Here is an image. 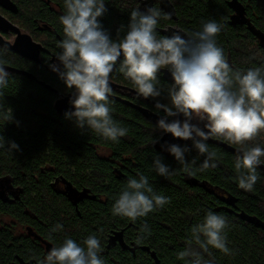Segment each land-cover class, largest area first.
<instances>
[{"label": "trees", "instance_id": "obj_1", "mask_svg": "<svg viewBox=\"0 0 264 264\" xmlns=\"http://www.w3.org/2000/svg\"><path fill=\"white\" fill-rule=\"evenodd\" d=\"M36 1L18 0L19 12L33 13ZM115 1L116 5L105 0L108 11L99 20L111 38L119 40L128 30L127 6L133 1ZM172 1L178 17L175 23L190 33L202 30L203 24L210 20L222 25L215 37L216 43L224 50L234 71L264 65V47L257 44L250 29L253 25L264 31V0ZM125 3V9L120 7ZM235 3L243 8L245 18L231 23L230 13ZM156 33L157 38L166 36L158 30ZM0 59L6 65L31 72L38 79L6 70L10 74L8 85L0 89L4 94V107L0 112L10 107L13 113L11 123H6L0 115V135L19 146V150L12 153L0 149V177L10 178L18 193L12 202L0 198V217L9 215L16 223L30 225L40 238L42 236L49 250L59 247L65 238L84 246L83 241L95 234L100 240V256L105 264H185L184 260L177 259V254L192 239L191 228L203 223L207 212L212 211L226 218L227 246L234 254L225 255L209 246L211 256L203 253L204 258L212 260L213 264H264L263 169L257 168L259 179L253 191H245L238 186L235 169L238 154L207 141L209 151L217 154V167L200 171L206 154L200 155L190 140L179 144L190 149L185 159L195 175L189 176L168 151L155 147L153 141L163 133L156 128L158 120H151L137 108L109 98L113 120L128 129V133L120 137L118 143L107 140L87 128H78L74 118L69 119L56 110L57 93L39 80L63 90L65 83L57 72L1 47ZM119 66L120 63L111 73L112 78L135 87L118 71ZM158 79L161 96L155 100L170 103L168 90L174 81L167 80L162 70ZM135 100L147 104L144 98ZM255 145L264 148V131L249 142V146ZM156 156L174 170L172 175L162 177L156 173L153 168ZM193 158L194 164L191 163ZM261 159L264 161V157ZM56 174L79 188L84 187L91 198L80 202L77 210L64 194L55 192L49 184ZM141 174L148 178L154 192L170 198L171 202L136 221L113 215L112 206L128 180L138 179ZM190 177L205 183L206 187L189 183ZM144 223L149 226L150 234L141 233ZM56 224L63 228L51 232L50 238ZM117 229L126 234L127 246H131L128 240L133 241L136 254L127 249L129 247L122 249L121 245L107 248L108 234ZM141 236L143 239L137 243ZM40 238L18 235L12 227L0 223V264H17L21 260L37 264L44 256ZM192 246L200 250L194 241Z\"/></svg>", "mask_w": 264, "mask_h": 264}, {"label": "clouds", "instance_id": "obj_2", "mask_svg": "<svg viewBox=\"0 0 264 264\" xmlns=\"http://www.w3.org/2000/svg\"><path fill=\"white\" fill-rule=\"evenodd\" d=\"M65 9L66 13L60 17L64 39L58 42L61 51L56 55L62 69L56 64L50 67L59 74L67 89H74L69 101L74 111L66 112L67 118H74L80 129L87 128L118 143L120 137L127 135L128 129L113 120L109 107L112 95L109 82L117 62L120 61L118 71L133 83L138 95L144 99L161 96L158 77L162 69H167L174 84L168 90L170 103L159 100L155 103V112L163 110L165 114L157 121L156 128L174 138L191 140L200 155L206 154L200 171L217 167V154L209 151V139L237 145L238 186L253 191L259 179L257 168L264 163L261 159L264 148L249 146V142L264 131V65L234 71L224 50L217 46L215 37L222 25L214 20L187 36L173 32L170 36L157 38L156 26L161 11L155 7H147L144 11L136 8L130 13L126 34L122 39L113 40L98 19L108 11L105 0H65ZM170 16L171 13H167L164 18ZM4 65L5 61L0 59V89L7 87L10 75ZM3 99L4 94L0 91V109L4 107ZM0 115L6 123L13 122L10 107ZM181 115L183 120L176 118ZM169 117L176 119L167 122ZM193 120L206 122L204 128L192 123ZM0 149L12 153L19 150V146L0 135ZM166 150L183 166L185 173L195 175L185 159V153L190 150L187 146L171 144ZM191 163H195V158ZM153 168L162 177H168L174 171L163 164L159 156L154 158ZM170 202V198L154 192L148 178L141 174L138 179L128 180L111 211L113 215L136 221ZM227 227L224 216L208 211L203 223L191 228L192 239L177 254V259L184 260L185 264H213L203 255L211 256L209 246L225 255H233V250L227 246ZM62 228L61 224H56L50 231V238L51 232ZM140 231L150 234L147 223ZM142 239V236L138 237L137 243ZM193 241L200 250L192 246ZM83 245L65 238L43 260H37V264H105L100 256V240L95 234L89 235Z\"/></svg>", "mask_w": 264, "mask_h": 264}, {"label": "flooded vegetation", "instance_id": "obj_3", "mask_svg": "<svg viewBox=\"0 0 264 264\" xmlns=\"http://www.w3.org/2000/svg\"><path fill=\"white\" fill-rule=\"evenodd\" d=\"M11 1L15 4L14 9L7 8L0 3V15H2L6 20L3 23L4 27L0 28V39L9 44H13L19 35L18 31L16 30V28H18L21 31V33L29 35L35 43L40 44V47H38L39 61L35 60L34 58L26 57L19 52H16L8 47H5L4 44H2L1 42H0V47L10 52L16 53L22 56L23 58L30 60L38 65H42L48 71L54 72L50 67V65L53 64L60 66L62 69V65H60V62L57 60L56 55L57 53H59L58 50L59 48L57 47V44L58 42L64 39L63 25L60 22V17L66 13L65 0H37L36 7L33 13H29V14H27L26 12L23 13L19 12V6L17 2L18 0H11ZM132 1L133 2H131V5L129 4L127 6L128 7L127 12L129 13H131V11L136 8H139L141 11H144L147 7H155L161 11V16L158 20L156 30L162 32L166 36L172 35L173 32H180L181 35H185V36H187V34L190 33L187 30H185L182 26L175 23V21L178 20V17L174 2L172 0H132ZM108 3L116 5L117 2L115 0H109ZM120 7L125 9L126 3L120 5ZM234 7L235 9L232 11V13H230L231 23L243 21V18H245V13L243 11V8L237 3H235ZM167 13H171V16L170 18L165 19L164 16ZM250 29L253 32L254 37L257 39V44L264 47V31L257 29L253 25H251ZM53 58L55 59L53 60ZM122 59L123 57L121 56L120 60ZM118 63H120V61L117 62L116 67ZM116 67L114 68L113 72L116 70ZM163 70L164 69H162V74H163ZM109 83L112 88V95L109 98L116 99L122 102H124L123 100H128L134 104L147 107L149 110L155 112V108H154L156 103L155 99L150 97L148 99H145L147 104H142L141 102H137L135 100L137 97L143 98L142 96L138 95L135 87L128 86L124 82H120L112 78V76L110 78ZM54 88L56 89L55 92L58 95L56 99L68 95H71L70 99L72 98V93L74 89L69 90L67 89L66 85L63 87V90H59L57 87ZM69 101L68 103L70 104ZM158 114L162 116L165 115L163 110H161ZM169 118L176 119L178 117L176 118L169 117ZM192 123L198 124L199 126H203L205 122L198 123L193 120ZM163 134L164 133H162L161 136ZM49 184L51 185L52 189L55 192L64 194L72 203H73V194H71L68 190L69 185H71L72 187L76 188L79 191H83L84 189V187L79 188L76 184H74L72 181H69L61 174L54 175L52 179L49 181ZM16 190L17 189L12 183L10 178L0 177V198H2L4 201L12 202L18 196ZM86 198H91V197L90 196L84 197L83 199L78 201V204L80 202H83ZM78 204L76 206L73 203V205L77 210H78ZM0 223L3 224L5 223L9 227H12L15 233L18 235L27 234V236L29 237L40 238V235L36 234V232L32 229L30 225L16 223L15 220L9 215L1 216ZM112 233L113 231H111L107 236L108 243ZM123 237H124V242L116 240L115 243L112 244L111 246H117V245L124 246L122 247V249H126L127 247H129L127 246V237L125 233L123 234ZM128 241L130 242L131 246L127 249L131 250L134 254H136V247L133 245V241L132 240H128ZM40 243L44 248V256H43L44 259L50 250L48 249L47 243L42 238V236L40 238ZM17 264H33V262L30 260L27 261L21 260Z\"/></svg>", "mask_w": 264, "mask_h": 264}, {"label": "water", "instance_id": "obj_4", "mask_svg": "<svg viewBox=\"0 0 264 264\" xmlns=\"http://www.w3.org/2000/svg\"><path fill=\"white\" fill-rule=\"evenodd\" d=\"M0 3L3 6L7 7V8L14 9V6H15V4L11 0H0ZM5 21L6 20L4 19V17L2 15H0V28L4 27L3 23ZM16 30L18 31L19 35H18V37L16 38V40H15V42L13 44H9V43H7L5 41H2L1 39H0V42L2 44H4L5 47H8V48H10V49H12V50H14L16 52H19V53H21L22 55H24L26 57L34 58L35 60L39 61V56H38L39 49H38V47H40V44L35 43L29 35L21 33V31L18 28H16ZM54 59L55 58H53V60ZM4 66H5L6 70L20 72V73L26 75L27 77H29L31 79L38 80L37 77L34 74H32L31 72H28V71L23 70V69L15 68V67H12V66H9V65H6V64ZM163 75H164V77L167 80L173 81V79L171 77V74L168 72L167 69L163 70ZM39 82L41 84H43L44 86H46L47 88L56 91V89L54 87H52L50 84H48V83H46L44 81H41V80H39ZM70 97H71V95H68V96L56 99L55 108H56V110L59 113L63 114V113H66V112L74 111L73 106L68 103ZM123 101L128 103L129 105L137 108L147 118H149L151 120H159L161 117H163L162 115L149 110L147 107L134 104V103H132V102H130L128 100H123ZM178 118L181 119V120L184 119L182 115L179 116ZM171 120L172 119L168 118L167 122H171ZM199 127H201L203 129L204 125L203 126H199ZM188 141H190V140H187V141L180 140V139L174 138L170 133H164L159 139L156 140L155 147L158 150H160V151H167L166 150V146L167 145H171V144L179 145V144H182V143H186ZM208 141L216 143V144H219V145L223 146L224 148L228 149L229 151H231V152H233L235 154H238V151H237L238 146H234V145L229 144V143H227V142H225L223 140H217L215 138L209 139ZM259 168L264 170V163H262L261 166H259ZM188 182L206 187L205 183L200 182L199 180L195 179L194 177H190L188 179ZM68 190H69V192L71 194H73V203L76 206H77L79 200L83 199L84 197H89L90 196L87 193L86 189L83 190V191H79L76 188H74L71 185H69ZM123 234H124L123 230H115V231H113V233H112V235L110 237L109 243L107 244V247L109 248L112 244L115 243L116 240L124 242Z\"/></svg>", "mask_w": 264, "mask_h": 264}]
</instances>
